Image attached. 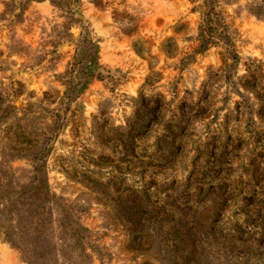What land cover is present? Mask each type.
I'll list each match as a JSON object with an SVG mask.
<instances>
[{
    "label": "rangeland",
    "instance_id": "obj_1",
    "mask_svg": "<svg viewBox=\"0 0 264 264\" xmlns=\"http://www.w3.org/2000/svg\"><path fill=\"white\" fill-rule=\"evenodd\" d=\"M205 1L0 0V264H264V0Z\"/></svg>",
    "mask_w": 264,
    "mask_h": 264
},
{
    "label": "trees",
    "instance_id": "obj_2",
    "mask_svg": "<svg viewBox=\"0 0 264 264\" xmlns=\"http://www.w3.org/2000/svg\"><path fill=\"white\" fill-rule=\"evenodd\" d=\"M215 0H206L204 2V6H205V11H203L201 13V33L203 32V37L201 38V45L199 46V49L198 50H203V47L206 48L207 46V43L208 41H205L204 39L206 37L207 32L209 33L208 36H213V34H216L218 37H222L223 36V32H218L215 25H214V21L212 19V10L209 9L210 7H212V5L214 4ZM223 26V25H222ZM233 55V53L231 52V56ZM233 57V56H232ZM244 233L245 232H240L238 236H236V241L237 242H240V243H244V242H248V241H251L253 239V235H249L245 238L244 236ZM257 241V244H258V247L261 248V250H258V252H251V248H252V244L251 245H248L246 248H245V252H243L242 255L240 256H244L245 253H247L248 251H250L249 253H252L253 256H263L264 257V236L261 235V237L258 238ZM187 257H185V260H186Z\"/></svg>",
    "mask_w": 264,
    "mask_h": 264
}]
</instances>
